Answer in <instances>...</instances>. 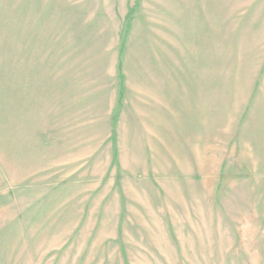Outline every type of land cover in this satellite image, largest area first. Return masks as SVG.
I'll return each mask as SVG.
<instances>
[{
    "label": "rangeland",
    "instance_id": "rangeland-1",
    "mask_svg": "<svg viewBox=\"0 0 264 264\" xmlns=\"http://www.w3.org/2000/svg\"><path fill=\"white\" fill-rule=\"evenodd\" d=\"M0 264H264V0H0Z\"/></svg>",
    "mask_w": 264,
    "mask_h": 264
}]
</instances>
